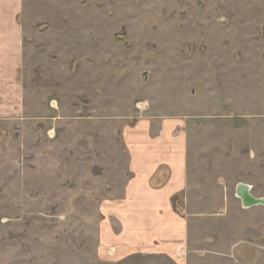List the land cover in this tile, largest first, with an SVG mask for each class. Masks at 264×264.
Wrapping results in <instances>:
<instances>
[{
    "label": "rangeland",
    "instance_id": "1",
    "mask_svg": "<svg viewBox=\"0 0 264 264\" xmlns=\"http://www.w3.org/2000/svg\"><path fill=\"white\" fill-rule=\"evenodd\" d=\"M23 11L40 24L24 40L25 115L0 133V264H264V205L235 195L242 183L264 198V0H23ZM153 115L194 123L186 256L107 259L108 172L126 128Z\"/></svg>",
    "mask_w": 264,
    "mask_h": 264
},
{
    "label": "crops",
    "instance_id": "2",
    "mask_svg": "<svg viewBox=\"0 0 264 264\" xmlns=\"http://www.w3.org/2000/svg\"><path fill=\"white\" fill-rule=\"evenodd\" d=\"M34 24L23 11V0H0V133L25 115L21 70L25 36L34 34ZM193 125V120L153 115L126 128L124 156L108 172L112 181L106 186L112 192L100 206L104 258L140 254L176 262L186 256L187 151Z\"/></svg>",
    "mask_w": 264,
    "mask_h": 264
},
{
    "label": "water",
    "instance_id": "3",
    "mask_svg": "<svg viewBox=\"0 0 264 264\" xmlns=\"http://www.w3.org/2000/svg\"><path fill=\"white\" fill-rule=\"evenodd\" d=\"M235 195L240 199L243 208L264 205V198L252 196L249 192V186L246 184H239L236 188Z\"/></svg>",
    "mask_w": 264,
    "mask_h": 264
},
{
    "label": "flooded vegetation",
    "instance_id": "4",
    "mask_svg": "<svg viewBox=\"0 0 264 264\" xmlns=\"http://www.w3.org/2000/svg\"><path fill=\"white\" fill-rule=\"evenodd\" d=\"M139 103H142V101H139L136 105V109L139 111H144L147 107V103L146 102H143L142 104H139Z\"/></svg>",
    "mask_w": 264,
    "mask_h": 264
},
{
    "label": "trees",
    "instance_id": "5",
    "mask_svg": "<svg viewBox=\"0 0 264 264\" xmlns=\"http://www.w3.org/2000/svg\"><path fill=\"white\" fill-rule=\"evenodd\" d=\"M35 27H36V25H35ZM37 28L42 31L43 29H45L47 27H46V25H37Z\"/></svg>",
    "mask_w": 264,
    "mask_h": 264
},
{
    "label": "bare ground",
    "instance_id": "6",
    "mask_svg": "<svg viewBox=\"0 0 264 264\" xmlns=\"http://www.w3.org/2000/svg\"><path fill=\"white\" fill-rule=\"evenodd\" d=\"M55 103V102H54Z\"/></svg>",
    "mask_w": 264,
    "mask_h": 264
}]
</instances>
